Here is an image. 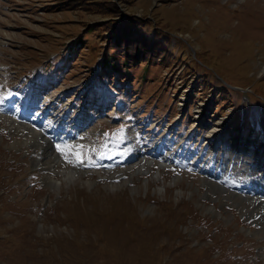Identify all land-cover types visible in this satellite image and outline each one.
I'll return each mask as SVG.
<instances>
[{
	"label": "rangeland",
	"instance_id": "obj_1",
	"mask_svg": "<svg viewBox=\"0 0 264 264\" xmlns=\"http://www.w3.org/2000/svg\"><path fill=\"white\" fill-rule=\"evenodd\" d=\"M261 150L264 0H0V264H264Z\"/></svg>",
	"mask_w": 264,
	"mask_h": 264
},
{
	"label": "trees",
	"instance_id": "obj_2",
	"mask_svg": "<svg viewBox=\"0 0 264 264\" xmlns=\"http://www.w3.org/2000/svg\"><path fill=\"white\" fill-rule=\"evenodd\" d=\"M135 40V38H133L130 35V31H124V30H114L111 32L109 39H108V44H109V48L112 49V52H114L115 50H121L125 56L128 55V51L125 48H129V44L133 43ZM77 46V42L73 43V45H71V47L69 48V50H74V47ZM134 51V49H133ZM105 54V53H104ZM113 54V53H112ZM106 55V54H105ZM134 58L136 60H147V57H145V55L142 53H138L136 52L134 55ZM127 57H125L126 59ZM102 61L101 62H107L109 60V58L107 57H103L101 58ZM104 69H110L111 64H109V62L104 63L103 64ZM103 73V71H102Z\"/></svg>",
	"mask_w": 264,
	"mask_h": 264
},
{
	"label": "bare ground",
	"instance_id": "obj_3",
	"mask_svg": "<svg viewBox=\"0 0 264 264\" xmlns=\"http://www.w3.org/2000/svg\"><path fill=\"white\" fill-rule=\"evenodd\" d=\"M198 112V117H200V116H202L203 115V106H202V104L199 106V109L197 110ZM53 129V128H52ZM39 132H41V131H39ZM53 132H55V131H53ZM52 132V133H53ZM34 133H38V132H35L34 131ZM215 134V133H214ZM47 147L49 148V144H48V142H47ZM52 153V152H51ZM53 155V154H52ZM259 155V157H258V161H264V153H263V150H261V152L258 154ZM56 157V156H55ZM57 158H59V156H57ZM37 161H39V160H37ZM56 161V160H55ZM148 163H150L148 160H146V162L144 163V167H147L148 169H149V167L147 166L148 165ZM142 166V165H141ZM69 169V168H68ZM68 169H64L63 171L65 172V175H68V177L71 175V171L70 170H68ZM147 169V170H148ZM76 172L75 173H77V170H75ZM138 171H141V172H143L144 170H142L141 169V167H139L138 168ZM264 171V170H263ZM73 174V173H72ZM256 177V176H255ZM256 180H259V178L258 177H256ZM55 183H56V181H54ZM263 188H264V186H263ZM249 197V196H248ZM251 198L252 199H254V200H256V199H258L259 197H257V196H251ZM263 198V197H262ZM262 200H264V199H262ZM257 201V200H256ZM254 207V206H253ZM257 207V206H256ZM256 207L254 208V209H250V208H248L247 209V207H243L244 209H245V211L246 212H250L251 211V213H253V214H255L256 215ZM260 208V207H259ZM260 211V213L261 214H263L264 213V208L263 209H261V210H259ZM258 211V212H259ZM258 214V213H257Z\"/></svg>",
	"mask_w": 264,
	"mask_h": 264
},
{
	"label": "snow or ice",
	"instance_id": "obj_4",
	"mask_svg": "<svg viewBox=\"0 0 264 264\" xmlns=\"http://www.w3.org/2000/svg\"><path fill=\"white\" fill-rule=\"evenodd\" d=\"M57 148H59V146H57Z\"/></svg>",
	"mask_w": 264,
	"mask_h": 264
}]
</instances>
